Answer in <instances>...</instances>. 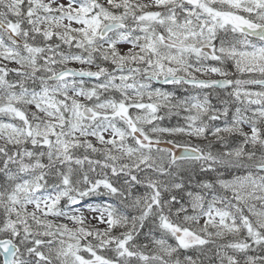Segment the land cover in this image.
I'll return each mask as SVG.
<instances>
[{"label": "snow or ice", "instance_id": "obj_1", "mask_svg": "<svg viewBox=\"0 0 264 264\" xmlns=\"http://www.w3.org/2000/svg\"><path fill=\"white\" fill-rule=\"evenodd\" d=\"M0 264H264V0H0Z\"/></svg>", "mask_w": 264, "mask_h": 264}, {"label": "trees", "instance_id": "obj_2", "mask_svg": "<svg viewBox=\"0 0 264 264\" xmlns=\"http://www.w3.org/2000/svg\"><path fill=\"white\" fill-rule=\"evenodd\" d=\"M166 145H161V147H165ZM171 243H174V241H170Z\"/></svg>", "mask_w": 264, "mask_h": 264}, {"label": "rangeland", "instance_id": "obj_3", "mask_svg": "<svg viewBox=\"0 0 264 264\" xmlns=\"http://www.w3.org/2000/svg\"><path fill=\"white\" fill-rule=\"evenodd\" d=\"M217 78V77H216ZM258 90V89H257ZM166 147V146H165ZM87 214V213H86ZM201 223H202V221H201ZM71 226V225H70Z\"/></svg>", "mask_w": 264, "mask_h": 264}]
</instances>
